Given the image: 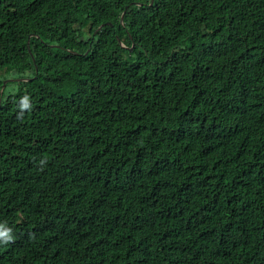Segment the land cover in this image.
Masks as SVG:
<instances>
[{
	"label": "trees",
	"instance_id": "1",
	"mask_svg": "<svg viewBox=\"0 0 264 264\" xmlns=\"http://www.w3.org/2000/svg\"><path fill=\"white\" fill-rule=\"evenodd\" d=\"M0 233V264H264V0H0Z\"/></svg>",
	"mask_w": 264,
	"mask_h": 264
},
{
	"label": "rangeland",
	"instance_id": "2",
	"mask_svg": "<svg viewBox=\"0 0 264 264\" xmlns=\"http://www.w3.org/2000/svg\"><path fill=\"white\" fill-rule=\"evenodd\" d=\"M11 80H13V79H6L5 82H6V81L9 82V81H11ZM15 89H16L15 86H11V87H9L8 92H11V91H13V90H15Z\"/></svg>",
	"mask_w": 264,
	"mask_h": 264
},
{
	"label": "clouds",
	"instance_id": "3",
	"mask_svg": "<svg viewBox=\"0 0 264 264\" xmlns=\"http://www.w3.org/2000/svg\"><path fill=\"white\" fill-rule=\"evenodd\" d=\"M124 15V14H123ZM7 83V81L5 82L4 81V85H3V87H5V84ZM4 236H6V234L5 233H0V238H2V237H4Z\"/></svg>",
	"mask_w": 264,
	"mask_h": 264
},
{
	"label": "water",
	"instance_id": "4",
	"mask_svg": "<svg viewBox=\"0 0 264 264\" xmlns=\"http://www.w3.org/2000/svg\"><path fill=\"white\" fill-rule=\"evenodd\" d=\"M151 3H153V1L151 2ZM123 20H124V15L121 17V21L123 22ZM123 46V45H122Z\"/></svg>",
	"mask_w": 264,
	"mask_h": 264
}]
</instances>
